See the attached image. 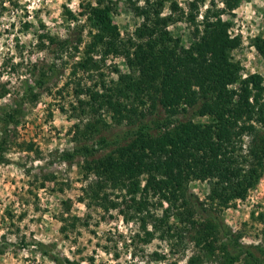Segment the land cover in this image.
Instances as JSON below:
<instances>
[{
  "label": "trees",
  "instance_id": "16d2710c",
  "mask_svg": "<svg viewBox=\"0 0 264 264\" xmlns=\"http://www.w3.org/2000/svg\"><path fill=\"white\" fill-rule=\"evenodd\" d=\"M240 1L224 0V8H219L212 0L203 14L207 0H187V7L177 0H146L144 6L131 2L140 24L128 38L122 37L114 20L118 5L112 0H88L79 14L90 28L91 40L75 69L102 77L103 63L114 55L123 56L135 74L120 88L103 84L102 94L89 89V100L80 103L94 114L106 111L118 126L136 127L121 138L102 136L94 146L85 144L67 156H82L85 169L96 178L88 191L89 201L106 211L127 204L131 211L125 214L126 221L137 220L140 232L134 238L141 241L158 236L168 241L171 250L184 251L192 244L198 253L188 264H235L239 259L230 250L231 241L224 242L214 218L200 219L189 184L208 182L210 207L222 211L245 199L264 175V84L258 74L242 77V67L232 56L242 39L231 36L230 23L223 18ZM66 15L77 20L69 9ZM179 23L190 29L188 48L169 29ZM30 25L27 22L25 28ZM41 28H45L42 23ZM39 40L55 57L77 53L82 44L80 39L72 47L69 39L49 33L39 35ZM255 46L264 58V39L258 38ZM47 76L41 70L30 90L33 99L38 98L35 88H44ZM28 93L14 98L11 105H0V165L6 162L14 128L25 115ZM158 106L165 119L154 122L155 131L146 120ZM191 109L205 121L182 119ZM100 124L77 127L75 140L91 143L108 128L107 121ZM103 151L105 155L97 157ZM246 262L264 264V256L249 254Z\"/></svg>",
  "mask_w": 264,
  "mask_h": 264
},
{
  "label": "rangeland",
  "instance_id": "374dc122",
  "mask_svg": "<svg viewBox=\"0 0 264 264\" xmlns=\"http://www.w3.org/2000/svg\"><path fill=\"white\" fill-rule=\"evenodd\" d=\"M87 1L0 0V105H11L14 98L29 91L25 115L14 128L6 162L0 165V264H188L189 258L198 253L192 244H187L184 251L171 250L168 241L158 236L141 241L134 238L140 232L137 220L126 221L125 214L131 211L126 209L127 204L106 211L96 201H89L88 191L96 178L85 169L82 156H67L85 144L94 146L102 136L121 138L136 127L126 123L118 126L106 111L94 114L80 103L89 100V89L102 94L103 84L120 88L123 80L135 77L123 56H108L100 70L102 77L98 72L75 69L91 40L90 28L79 15L81 4ZM112 1L118 5L114 20L122 37L128 38L140 24L131 2L144 6L146 0ZM177 1L186 6L187 0ZM211 1L207 0L201 14ZM223 2L216 0L219 8H224ZM68 9L77 20L68 18ZM223 18L230 23L231 36L242 39V46L232 54L242 67V77L258 74L264 84V58L255 46L258 38L264 39V0H241ZM27 22L32 24L29 28H25ZM169 29L183 38L186 48L190 46V29L185 24ZM44 33L69 39L72 47L81 39L79 52L55 57L47 43L41 47L39 35ZM41 70L48 72L46 84L42 89L35 88L33 94L38 98L33 99L30 90ZM181 118L205 121L193 109ZM164 119L165 111L158 106L146 121L155 130L154 122ZM102 120L107 121L108 128L94 141L75 140L77 127L84 129L89 122L100 124ZM106 152H99L97 157ZM209 193L208 182L189 184V195L198 203L200 219L214 218L224 242L231 241L230 250L239 256L235 264H248L249 254L263 257L264 175L245 199L222 211L211 209ZM156 255L165 259L159 260Z\"/></svg>",
  "mask_w": 264,
  "mask_h": 264
}]
</instances>
